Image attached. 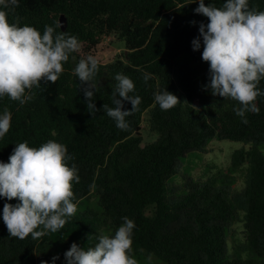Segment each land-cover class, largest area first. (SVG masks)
<instances>
[{
    "label": "trees",
    "instance_id": "1",
    "mask_svg": "<svg viewBox=\"0 0 264 264\" xmlns=\"http://www.w3.org/2000/svg\"><path fill=\"white\" fill-rule=\"evenodd\" d=\"M204 2L219 8L225 0ZM248 4L264 11V0ZM198 6L199 0H18V7L8 12L10 24L18 17L20 26H32L41 35L64 14L67 27L56 31L75 36L80 51L63 63L55 84L41 81L40 88L26 90L33 98L24 105L0 97V114L7 108L12 117L9 131L0 138V161L7 163L15 146L25 141L34 148L49 140L63 144L74 157L68 166L75 164L78 170L73 203L93 194L97 207H77L59 231L20 240L9 237L2 219L4 204L18 200L0 197V264H36L44 246L75 242L87 250L99 236H114L123 217L135 224L130 256L137 261L264 264V96L255 101L259 113L247 112L244 124L234 112L238 102L205 90L210 81L209 64L202 60L203 39L198 51L192 41L200 36V24L209 21L194 12ZM108 36L124 41L127 60L98 62L93 102L97 109L114 107L115 75L128 76L135 85L130 95L139 96L141 103L126 117V131L103 110L88 112L82 90L86 85L74 74L79 60L93 56ZM183 55L194 64H178ZM144 74L151 75L147 83ZM258 87L264 91V79ZM164 89L180 101L167 111L154 101V93ZM131 109L124 101V110ZM144 122L158 136L142 146ZM215 139L244 145L230 160L232 172L245 167L240 191L228 176L219 184L215 177L196 184L169 181L182 174L184 160L207 154ZM236 223L243 226L244 241L231 254L228 239Z\"/></svg>",
    "mask_w": 264,
    "mask_h": 264
},
{
    "label": "clouds",
    "instance_id": "2",
    "mask_svg": "<svg viewBox=\"0 0 264 264\" xmlns=\"http://www.w3.org/2000/svg\"><path fill=\"white\" fill-rule=\"evenodd\" d=\"M0 6L7 10H0V97L8 96L24 105L33 98L26 90L30 93L34 87L40 88L41 81L56 83L63 63L70 54L80 51V44L75 36L56 31L61 28L60 21L55 26L46 25L43 35L32 26H20L18 17L10 24L8 12L18 7V0H0ZM194 12L209 21L200 24V36L192 41L193 51H198L200 37L203 39L202 60L209 64L210 81L204 88L213 97L238 102L234 112L247 124L245 114H258L255 101L264 96L258 87L264 79V11L250 8L248 0H225L219 8L199 0ZM98 71V61L92 55L79 60L74 68L80 84L86 85L82 90L87 110L91 115L103 110L117 128L126 131V117L137 111L141 103L139 96L130 95L134 82L117 73L111 93L114 107L103 104L102 109H97L93 96ZM150 78V74L143 75L145 83ZM124 101L131 103V110H124ZM154 101L163 111L180 103L166 89L154 93ZM11 118L5 108L0 114V138L9 131ZM73 159L65 145L49 140L39 148L29 147L27 141L19 143L7 163L0 161V197L18 200L3 206L2 219L9 237L24 240L31 235L34 240L39 239L62 229L76 214L72 182H79L78 170L75 164L69 167L67 163ZM122 220L114 236H99L98 242L87 250L72 243L64 253L66 264H138L130 256L135 224L128 217ZM57 259L59 256L52 258L53 264Z\"/></svg>",
    "mask_w": 264,
    "mask_h": 264
},
{
    "label": "rangeland",
    "instance_id": "3",
    "mask_svg": "<svg viewBox=\"0 0 264 264\" xmlns=\"http://www.w3.org/2000/svg\"><path fill=\"white\" fill-rule=\"evenodd\" d=\"M100 64H108L113 62L116 58H121L124 61L127 60L125 43L123 40L113 36H108L103 39L101 44L97 47L93 55ZM178 64L188 63L194 64L192 60L183 55L178 59ZM197 107L200 106L198 101L195 102ZM143 142L142 146L151 143L157 138V134L150 131L146 122L142 124ZM244 145L240 142L233 141H219L212 140L209 143V151L207 154H196L183 161L182 174L171 178L169 181L173 184L182 185L183 183L196 184L215 177L218 180V184L223 182L228 177H234L235 182L233 189L240 191L245 183V167L240 170L232 172L231 169V155L234 150L240 149ZM79 209L85 207H97L96 196L90 195L87 199H84L77 205ZM244 241L243 226L241 223H236L233 226V232L228 239L229 249L231 254L236 253L238 244ZM78 244V243H77ZM72 243L62 244L56 247L44 246L42 251L37 253L36 264H41L42 261H46L47 264H53L52 258L59 256V259L55 261V264H66L64 253L69 250ZM79 245V244H78ZM139 264H164L160 260L154 258H146L142 261H138Z\"/></svg>",
    "mask_w": 264,
    "mask_h": 264
},
{
    "label": "water",
    "instance_id": "4",
    "mask_svg": "<svg viewBox=\"0 0 264 264\" xmlns=\"http://www.w3.org/2000/svg\"><path fill=\"white\" fill-rule=\"evenodd\" d=\"M59 21H60V23H61V28H62L63 30H65L66 27H67V19H66V17H65L64 14H61V15H60Z\"/></svg>",
    "mask_w": 264,
    "mask_h": 264
}]
</instances>
